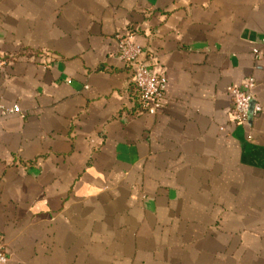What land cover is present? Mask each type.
Masks as SVG:
<instances>
[{
    "label": "crops",
    "instance_id": "1",
    "mask_svg": "<svg viewBox=\"0 0 264 264\" xmlns=\"http://www.w3.org/2000/svg\"><path fill=\"white\" fill-rule=\"evenodd\" d=\"M128 32L166 79L156 116ZM0 57L8 264H264V0H0ZM251 76L263 112L237 124Z\"/></svg>",
    "mask_w": 264,
    "mask_h": 264
},
{
    "label": "built area",
    "instance_id": "2",
    "mask_svg": "<svg viewBox=\"0 0 264 264\" xmlns=\"http://www.w3.org/2000/svg\"><path fill=\"white\" fill-rule=\"evenodd\" d=\"M134 34L128 32L119 36V59L133 74L134 102L137 107L136 115H158L163 107L166 94V79L157 73V60L149 55L145 49L134 42ZM256 61L260 60L258 49L254 51ZM10 60L0 57V72L4 71ZM257 81L254 77H247L240 85L228 89L233 102L232 117L237 124H248L251 119L259 117L263 108L256 96ZM3 116L22 115L18 106L3 109ZM9 256L0 238V264H8Z\"/></svg>",
    "mask_w": 264,
    "mask_h": 264
}]
</instances>
